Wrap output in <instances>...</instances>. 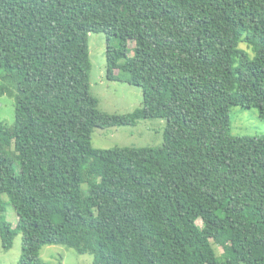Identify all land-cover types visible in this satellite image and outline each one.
<instances>
[{"label": "trees", "instance_id": "16d2710c", "mask_svg": "<svg viewBox=\"0 0 264 264\" xmlns=\"http://www.w3.org/2000/svg\"><path fill=\"white\" fill-rule=\"evenodd\" d=\"M91 33L140 109H98ZM0 69L15 100L14 124L0 121V235L10 250L22 233L19 264H45L49 245L94 264H264V136H234L231 118L264 119V0H0ZM143 119L166 120L162 147L94 148L95 128Z\"/></svg>", "mask_w": 264, "mask_h": 264}, {"label": "rangeland", "instance_id": "374dc122", "mask_svg": "<svg viewBox=\"0 0 264 264\" xmlns=\"http://www.w3.org/2000/svg\"><path fill=\"white\" fill-rule=\"evenodd\" d=\"M117 43V42H116ZM131 49L134 43H131ZM242 48L247 49L246 45ZM107 36L104 33L90 34L91 93L99 101L98 109L102 113L129 114L142 107L143 91L138 86L128 83L110 81L107 79ZM134 52H131V56ZM0 69V73H1ZM232 134L237 137L264 136V119L260 118L258 109L233 107L231 109ZM15 120V100L9 95L0 96V121L13 125ZM166 120L143 119L137 126L95 128L92 144L96 149H113L117 147L159 148L164 144ZM16 171H20V164H15ZM85 193L88 185H83ZM6 203V217L16 226L18 216L10 199L3 195ZM198 224L203 225L202 220ZM23 235L20 233L10 250H5L0 235V264H19L22 256ZM220 256L223 249L215 246ZM41 259L45 264H94V256L80 254L75 249L63 245H49L43 247Z\"/></svg>", "mask_w": 264, "mask_h": 264}]
</instances>
